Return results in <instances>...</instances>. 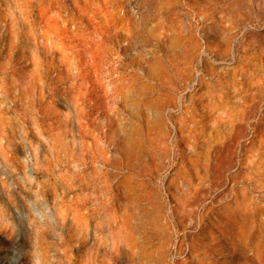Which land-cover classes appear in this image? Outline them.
Wrapping results in <instances>:
<instances>
[{
	"label": "rangeland",
	"instance_id": "374dc122",
	"mask_svg": "<svg viewBox=\"0 0 264 264\" xmlns=\"http://www.w3.org/2000/svg\"><path fill=\"white\" fill-rule=\"evenodd\" d=\"M263 66L264 0H0V264H264Z\"/></svg>",
	"mask_w": 264,
	"mask_h": 264
},
{
	"label": "bare ground",
	"instance_id": "6f19581e",
	"mask_svg": "<svg viewBox=\"0 0 264 264\" xmlns=\"http://www.w3.org/2000/svg\"><path fill=\"white\" fill-rule=\"evenodd\" d=\"M247 67V66H246ZM245 67V68H246ZM247 68H249V67H247ZM250 69V68H249ZM251 70V69H250ZM250 70H248V71H250ZM246 71V70H245ZM253 72V71H252ZM255 72V71H254ZM263 76H264V66H263V70L260 72ZM251 74H253V73H251ZM250 74V75H251ZM256 75H257V73H256ZM253 76H254V74H253ZM260 76V75H259ZM234 110V109H233ZM221 128V127H220ZM219 128V129H220ZM217 129V128H216ZM218 130V129H217ZM221 131V130H220ZM250 155H252L251 153H250ZM249 155V156H250ZM248 156V157H249ZM255 158L256 157H250V159H249V162H246V163H244V170H246V171H249V172H254V171H257L258 170V167H259V163H255L256 161H255ZM244 160H246V159H244ZM243 160V161H244ZM257 160V159H256ZM248 161V160H247ZM261 163V165H263L264 163L263 162H260ZM242 164V163H241ZM264 166V165H263ZM263 170H264V168H263ZM262 172V171H261ZM245 173V172H244ZM255 173V172H254ZM263 173H264V171H263ZM249 174H251V173H249ZM248 174V175H249ZM259 174H261L260 172H259ZM247 175V176H248ZM264 175V174H263ZM250 177H251V175H250ZM252 177H253V175H252ZM246 197V196H245ZM248 198V197H247ZM249 199V198H248ZM228 213L230 212V215H231V218L234 220V222L237 224V228H239V230L241 231V233H242V235L245 237V239L246 238H249V237H251V235H253V234H255V228H254V226H253V213L251 214V212H250V209H249V207H248V202L245 200L244 202L243 201H236V204H235V206H233V207H231L230 208V211L228 210L227 211ZM235 227H236V225H235ZM231 230V233L233 234V229H230ZM235 233H237V232H235ZM256 235V234H255ZM238 236H239V234H238ZM244 237L242 238V239H244ZM253 237V236H252ZM237 238V237H236ZM254 238V237H253ZM253 238H251V239H253ZM244 241H246V240H244ZM251 243V242H250ZM247 246L249 245L248 243L246 244ZM252 245V244H251ZM250 246V245H249ZM251 248V247H250Z\"/></svg>",
	"mask_w": 264,
	"mask_h": 264
}]
</instances>
